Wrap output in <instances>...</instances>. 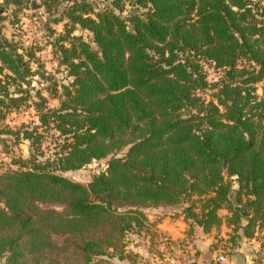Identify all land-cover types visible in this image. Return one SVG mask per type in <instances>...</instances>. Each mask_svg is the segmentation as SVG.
Segmentation results:
<instances>
[{"label": "trees", "instance_id": "1", "mask_svg": "<svg viewBox=\"0 0 264 264\" xmlns=\"http://www.w3.org/2000/svg\"><path fill=\"white\" fill-rule=\"evenodd\" d=\"M47 2L64 6L48 21L67 19L49 41L67 83L43 86L42 48L6 38L0 15V121L39 119L14 132L29 157L0 174V264H111L145 208L183 203L205 232L226 224L235 248L263 233L264 249V0ZM102 160L87 185L63 175Z\"/></svg>", "mask_w": 264, "mask_h": 264}, {"label": "rangeland", "instance_id": "2", "mask_svg": "<svg viewBox=\"0 0 264 264\" xmlns=\"http://www.w3.org/2000/svg\"><path fill=\"white\" fill-rule=\"evenodd\" d=\"M47 1L23 0L21 4H17L13 0H0L4 36L25 46L34 43L42 48L37 52V61L32 65L38 67L41 64L44 76L37 78L44 87L53 80L62 83L72 80L67 68L60 65L56 48L49 44L51 36L58 37L66 32L67 19L48 21L51 17H60L64 6L57 9L54 4L50 12ZM205 70L209 83L214 84L220 79V73L212 67H205ZM32 85L35 86L32 93L42 86L36 81ZM260 86L261 84L259 93ZM44 94L50 97L48 91H44ZM49 105L55 108L59 106V100L50 98ZM37 123L39 124V119L35 110L27 106L13 109L0 121V174L18 169L22 161L29 157V140L18 142L14 132L24 125L34 126ZM43 134L46 137L42 150L48 156L53 152L55 136L45 130ZM105 162L94 161L78 170L64 172L63 175L87 185L104 168ZM188 205L183 203L179 206L145 208L147 220L144 227L139 231L130 230L125 238L127 257L104 259L111 264H264V249L261 246L263 233H258L255 238H244L239 247L235 248L229 240L231 229L226 224L205 232L184 214V208ZM219 214L225 218L229 212L221 209ZM220 254L226 257L225 262L218 261Z\"/></svg>", "mask_w": 264, "mask_h": 264}, {"label": "built area", "instance_id": "3", "mask_svg": "<svg viewBox=\"0 0 264 264\" xmlns=\"http://www.w3.org/2000/svg\"><path fill=\"white\" fill-rule=\"evenodd\" d=\"M218 261L219 262H225L226 261V257L224 255H219L218 256Z\"/></svg>", "mask_w": 264, "mask_h": 264}, {"label": "water", "instance_id": "4", "mask_svg": "<svg viewBox=\"0 0 264 264\" xmlns=\"http://www.w3.org/2000/svg\"><path fill=\"white\" fill-rule=\"evenodd\" d=\"M33 7H36L34 4H33ZM226 165V164H225Z\"/></svg>", "mask_w": 264, "mask_h": 264}, {"label": "crops", "instance_id": "5", "mask_svg": "<svg viewBox=\"0 0 264 264\" xmlns=\"http://www.w3.org/2000/svg\"><path fill=\"white\" fill-rule=\"evenodd\" d=\"M220 255H222V254H220Z\"/></svg>", "mask_w": 264, "mask_h": 264}]
</instances>
